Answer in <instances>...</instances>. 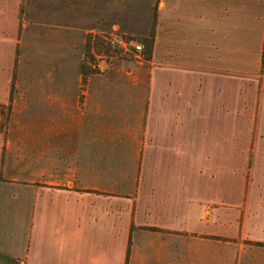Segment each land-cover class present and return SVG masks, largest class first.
Here are the masks:
<instances>
[{
	"label": "crops",
	"instance_id": "obj_1",
	"mask_svg": "<svg viewBox=\"0 0 264 264\" xmlns=\"http://www.w3.org/2000/svg\"><path fill=\"white\" fill-rule=\"evenodd\" d=\"M9 101L0 264H264V0H0Z\"/></svg>",
	"mask_w": 264,
	"mask_h": 264
},
{
	"label": "rangeland",
	"instance_id": "obj_2",
	"mask_svg": "<svg viewBox=\"0 0 264 264\" xmlns=\"http://www.w3.org/2000/svg\"><path fill=\"white\" fill-rule=\"evenodd\" d=\"M140 40V39H138ZM104 41V40H103ZM142 41V40H140ZM142 43L144 44V41H142ZM101 57L100 58H96V57H88L86 59L87 62H89V64H91V70H96L97 72H101L99 69L100 65H104L106 68H111L114 65H122V66H128L129 63H136L137 61L133 60L132 57H130L128 54L123 53L121 51H118L116 49L110 48L107 45H101ZM252 61L251 58H249V68H250V62ZM130 66V65H129ZM16 74H13V85L16 82ZM25 79L27 78V76H24ZM28 79V78H27ZM14 112L11 110V104H10V112L8 115V118L5 122H2L1 117H0V124L2 125V127L0 126V131H3L7 128V126L9 124L12 123L13 117H11V115Z\"/></svg>",
	"mask_w": 264,
	"mask_h": 264
},
{
	"label": "built area",
	"instance_id": "obj_3",
	"mask_svg": "<svg viewBox=\"0 0 264 264\" xmlns=\"http://www.w3.org/2000/svg\"><path fill=\"white\" fill-rule=\"evenodd\" d=\"M110 48L128 54L133 60L139 62L143 60L144 44L134 37H124L118 34H110L106 37Z\"/></svg>",
	"mask_w": 264,
	"mask_h": 264
},
{
	"label": "trees",
	"instance_id": "obj_4",
	"mask_svg": "<svg viewBox=\"0 0 264 264\" xmlns=\"http://www.w3.org/2000/svg\"><path fill=\"white\" fill-rule=\"evenodd\" d=\"M101 45L105 46V42H103L101 40ZM150 48H151V41L150 40H146L145 41V45H144V54L145 56H148V54L150 53ZM87 58H88V55H87ZM86 58V59H87ZM92 73H98L96 70H91L87 67H82V75L83 77H86L88 74H92ZM12 89V87H11ZM9 112H10V101L7 105H0V117H1V120L2 122H5L8 118V115H9ZM2 124V123H1ZM0 124V126L2 127V125Z\"/></svg>",
	"mask_w": 264,
	"mask_h": 264
}]
</instances>
